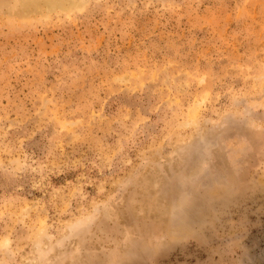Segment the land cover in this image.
Here are the masks:
<instances>
[{
  "label": "rangeland",
  "instance_id": "1",
  "mask_svg": "<svg viewBox=\"0 0 264 264\" xmlns=\"http://www.w3.org/2000/svg\"><path fill=\"white\" fill-rule=\"evenodd\" d=\"M51 1L0 0V264H264V0Z\"/></svg>",
  "mask_w": 264,
  "mask_h": 264
},
{
  "label": "bare ground",
  "instance_id": "2",
  "mask_svg": "<svg viewBox=\"0 0 264 264\" xmlns=\"http://www.w3.org/2000/svg\"><path fill=\"white\" fill-rule=\"evenodd\" d=\"M73 1H74V0H73ZM51 2L56 4V3H57V0H54V1H51ZM194 113H195V111H193V114H194ZM194 115H195V114H194ZM194 115H193V116H194ZM194 117H195V116H194Z\"/></svg>",
  "mask_w": 264,
  "mask_h": 264
}]
</instances>
